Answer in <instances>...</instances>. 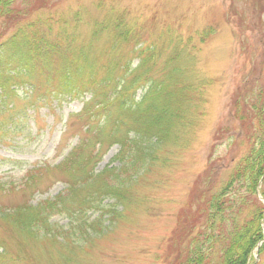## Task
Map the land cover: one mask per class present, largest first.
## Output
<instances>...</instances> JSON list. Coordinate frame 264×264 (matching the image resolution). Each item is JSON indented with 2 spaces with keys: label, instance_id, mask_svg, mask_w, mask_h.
<instances>
[{
  "label": "trees",
  "instance_id": "16d2710c",
  "mask_svg": "<svg viewBox=\"0 0 264 264\" xmlns=\"http://www.w3.org/2000/svg\"><path fill=\"white\" fill-rule=\"evenodd\" d=\"M29 1L0 0V24L15 27L0 42V98L14 96L12 86L28 85L33 92L50 90L61 101L85 95L90 100L76 115L84 137L52 166L65 189L34 205L29 198L0 210V230L15 239L20 256L33 247L45 251L53 264H92L91 252L104 232L123 218L129 205L139 204L131 199L137 181L158 162L160 152L164 156L182 145L183 132L205 116L206 91L215 80L198 69L197 53L216 30L206 27L189 37L165 28L147 36L135 16L104 6V16L89 26L92 40L78 43L81 12L72 16L41 4L27 15ZM244 14L241 8L239 17ZM68 20L75 25L69 26ZM145 36L149 39L142 40ZM98 42L102 45L97 47ZM258 43L264 57V24ZM259 82V75L246 76L229 97L230 113L244 129L247 148L229 175L216 181L217 188L194 196V213L201 221L194 233L187 232L169 264H248L263 237L264 208L256 198L258 189L264 198V83ZM226 129L214 135L231 132ZM113 146L118 151L111 163L119 166L96 172ZM207 168L198 178L206 190L213 181L208 173L212 167ZM36 185L30 172L16 187L0 184V196ZM105 201L112 202L106 207ZM56 217L66 225L51 222ZM8 245L0 238V264H26L9 253ZM263 256L264 243L259 250Z\"/></svg>",
  "mask_w": 264,
  "mask_h": 264
},
{
  "label": "rangeland",
  "instance_id": "374dc122",
  "mask_svg": "<svg viewBox=\"0 0 264 264\" xmlns=\"http://www.w3.org/2000/svg\"><path fill=\"white\" fill-rule=\"evenodd\" d=\"M41 4L72 16L81 12L78 43L92 40L89 26L104 16V6L135 16L147 36H156L165 28L174 35L188 36L206 27L216 30L197 53L198 69L215 80L206 91L205 116L183 132L182 145L171 147L164 156L160 152L161 158L137 181L131 194L139 204L128 206L129 211L125 210L123 218L104 232L90 255L92 264H169L176 256V247L188 238L187 232L194 233L201 221L200 215L194 213V196L217 188L216 181L229 175L247 148L244 129L230 113L229 97L246 76L259 75V83H264V57L258 43L264 24V0H31L25 4L24 13L28 15ZM97 4L103 5L102 10L96 9ZM241 8L245 10L242 18ZM68 25L75 24L68 20ZM14 28L13 24H0V42ZM147 36L142 40H148ZM101 45L102 42L95 44ZM97 47L94 52L99 51ZM11 90L15 95L0 101V184L16 187L32 172L37 185L23 193L0 196L1 211L11 210L29 198L37 204L61 192L64 185L52 166L84 137L83 122L75 116L81 110V99L61 101L50 90L33 92L28 85ZM136 94L139 97L141 91ZM225 128L231 132L214 135ZM117 151V146L111 147L97 170L110 166ZM208 165L212 167L208 173L213 181L206 190L198 178ZM34 167L37 169L30 171ZM111 202L105 201L106 207ZM115 208L122 210L120 204ZM51 222L64 223L57 217ZM7 235L0 230V238L9 243V253L26 260V264H53L45 251L39 253L33 247L20 256L15 239L10 236L9 240ZM52 261L56 263L54 256Z\"/></svg>",
  "mask_w": 264,
  "mask_h": 264
}]
</instances>
